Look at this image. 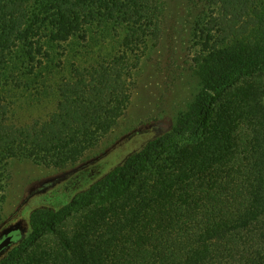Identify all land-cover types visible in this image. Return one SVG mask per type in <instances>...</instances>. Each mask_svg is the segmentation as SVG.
Wrapping results in <instances>:
<instances>
[{
	"label": "trees",
	"instance_id": "1",
	"mask_svg": "<svg viewBox=\"0 0 264 264\" xmlns=\"http://www.w3.org/2000/svg\"><path fill=\"white\" fill-rule=\"evenodd\" d=\"M186 1L199 87L173 133L193 140L161 152L156 136L66 204L33 210L30 235L49 237L21 264H264V0ZM164 14L165 0H0V215L11 160L65 169L118 125ZM109 22L127 27L123 50L74 68L46 118L10 122L12 58L33 73L46 42Z\"/></svg>",
	"mask_w": 264,
	"mask_h": 264
},
{
	"label": "rangeland",
	"instance_id": "2",
	"mask_svg": "<svg viewBox=\"0 0 264 264\" xmlns=\"http://www.w3.org/2000/svg\"><path fill=\"white\" fill-rule=\"evenodd\" d=\"M164 18L162 34L156 41L148 43L135 71V85L124 115L96 148L65 169L46 167L25 159L9 162L0 226L22 219L28 233L0 258V264H21L30 251L49 237L48 234L30 235L33 210L59 208L66 204L79 189L89 186L131 151L142 148L156 136H161V152L193 140L191 133H173L179 115L186 110L199 87L193 60L199 46L192 35L190 3L165 0ZM126 33L124 25L96 23L87 29L85 39L74 37L60 45L46 42L49 56L30 74L25 73L22 59L13 57L10 67L18 77L17 83L10 79V83L3 86L10 90L6 94L13 106L10 122L23 125L49 116L55 109L61 82L71 79L76 67L87 68L119 54ZM99 156L102 158L98 162L51 186L50 178ZM75 210L80 208H75L71 214L76 213Z\"/></svg>",
	"mask_w": 264,
	"mask_h": 264
},
{
	"label": "water",
	"instance_id": "3",
	"mask_svg": "<svg viewBox=\"0 0 264 264\" xmlns=\"http://www.w3.org/2000/svg\"><path fill=\"white\" fill-rule=\"evenodd\" d=\"M102 158V156L96 157L94 159H92L90 162L84 163V164H80L78 166H76L75 168L66 171L60 175H57L53 178H50L49 181L51 183V186L59 184L61 182H64L65 180L68 179V177L78 173L79 171L85 169L89 164H94L96 162H98L100 159ZM20 232L21 235V239L19 241V243L26 238L27 235V227L24 223V221L22 222L21 220H18L14 223L9 224L8 226L4 227L1 232H0V237L4 236V235H8L9 233L13 232V231H18ZM10 241V237H7L4 241H2L0 243V258L3 254V247L7 246L8 242Z\"/></svg>",
	"mask_w": 264,
	"mask_h": 264
},
{
	"label": "flooded vegetation",
	"instance_id": "4",
	"mask_svg": "<svg viewBox=\"0 0 264 264\" xmlns=\"http://www.w3.org/2000/svg\"><path fill=\"white\" fill-rule=\"evenodd\" d=\"M22 222L24 221V220H22V219H20ZM25 223V222H24ZM9 225V224H8ZM8 225H1L0 226V232H1V230L4 228V227H6V226H8ZM25 225H26V223H25ZM26 227H27V225H26ZM27 233H28V227H27ZM7 237H10V241L8 242V244H7V246H5V247H3V251H1V252H3V254H2V256L1 257H3L6 253H7V251H9L15 244H17V243H19V241H20V239H21V235H20V232H19V230L18 231H13V232H11V233H9L8 235H4V236H2V237H0V243L2 242V241H4Z\"/></svg>",
	"mask_w": 264,
	"mask_h": 264
}]
</instances>
